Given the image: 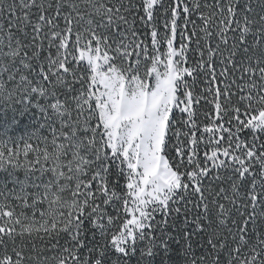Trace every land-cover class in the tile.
Masks as SVG:
<instances>
[{
	"label": "snow or ice",
	"instance_id": "6c2138e0",
	"mask_svg": "<svg viewBox=\"0 0 264 264\" xmlns=\"http://www.w3.org/2000/svg\"><path fill=\"white\" fill-rule=\"evenodd\" d=\"M0 264H264V0H0Z\"/></svg>",
	"mask_w": 264,
	"mask_h": 264
}]
</instances>
